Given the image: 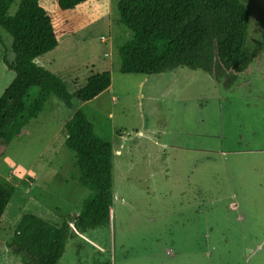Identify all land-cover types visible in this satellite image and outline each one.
<instances>
[{
  "label": "rangeland",
  "instance_id": "obj_1",
  "mask_svg": "<svg viewBox=\"0 0 264 264\" xmlns=\"http://www.w3.org/2000/svg\"><path fill=\"white\" fill-rule=\"evenodd\" d=\"M117 2L78 8L75 35L36 61L70 94L92 74L107 71L111 83L71 110L50 98L7 146L0 183L14 191L0 220V264H22L7 248L22 215L60 226L89 195L72 178L75 157L64 145L63 125L75 110L112 146V217L70 237L58 264H264V0H241L248 43L260 48L230 89L187 68L122 74L118 49L132 34ZM0 36L1 95L14 74L3 64L4 55L13 62L11 39Z\"/></svg>",
  "mask_w": 264,
  "mask_h": 264
},
{
  "label": "trees",
  "instance_id": "obj_2",
  "mask_svg": "<svg viewBox=\"0 0 264 264\" xmlns=\"http://www.w3.org/2000/svg\"><path fill=\"white\" fill-rule=\"evenodd\" d=\"M13 1L0 0V30L10 37L13 54L12 64L6 55L3 64L14 74L0 95V158L14 138L27 134V125L50 98L71 110L73 102H89L111 83L107 71L92 74L70 94L61 78L36 62L54 50L62 37L75 35L72 15L89 0H21L10 16ZM117 10L120 23L132 34L118 49L122 74L151 76L187 68L230 89L260 48L248 43L250 13L241 0H118ZM31 89H36L33 98ZM63 128L64 145L75 157L72 178L89 195L80 212L60 226L33 214L20 217L7 248L22 264H58L70 237L106 227L111 221V144L97 136L80 110L73 111ZM13 191L0 183V220Z\"/></svg>",
  "mask_w": 264,
  "mask_h": 264
},
{
  "label": "crops",
  "instance_id": "obj_3",
  "mask_svg": "<svg viewBox=\"0 0 264 264\" xmlns=\"http://www.w3.org/2000/svg\"><path fill=\"white\" fill-rule=\"evenodd\" d=\"M112 206H113V203H112ZM231 208H234L233 205H231ZM111 212H112V208H111ZM248 250V249H247Z\"/></svg>",
  "mask_w": 264,
  "mask_h": 264
}]
</instances>
